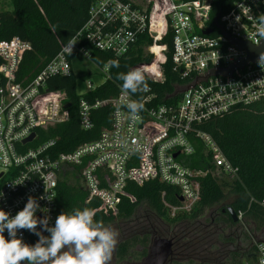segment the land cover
<instances>
[{"label": "built area", "instance_id": "obj_1", "mask_svg": "<svg viewBox=\"0 0 264 264\" xmlns=\"http://www.w3.org/2000/svg\"><path fill=\"white\" fill-rule=\"evenodd\" d=\"M212 3L94 0L81 29L34 76L21 77L19 73L31 45L18 37L0 42V192L4 194L0 210L11 218L32 197L40 206L37 218L47 216L49 226H53L57 186L66 182L87 194L86 203H98L94 213L116 218L123 200L136 202L128 190L130 184L142 187L156 181L174 190L176 204L161 193L163 209L174 218L190 213L199 203L200 179L208 172L217 178L237 179L238 168L226 160L200 126L235 106L264 100V58L226 76H205V82L195 83V77L245 58V52L231 46L224 36L258 46L264 38V0H233L232 7L216 17L211 16ZM206 29L211 32L205 35ZM168 37L169 49L162 44ZM140 41L151 58L130 70H140L150 90L137 98L119 88L115 96L89 105L84 95L99 84L87 80L84 91H76L80 129L90 130L89 112L104 105L110 108L109 127L93 141L67 153H55L56 141L43 140L42 135L68 120L64 109L67 95L60 90L49 91L47 80L74 76L73 59L77 55L90 61L92 50H97L123 57ZM168 54L171 72L184 85L175 101L165 103L158 101L151 85L165 82ZM95 68L94 74L102 83L109 78L108 62ZM131 101L143 105L136 120L130 119L126 108ZM31 135V141L24 143ZM197 147L210 168L190 166ZM236 217L242 224L243 214L238 212ZM4 235L7 239V232ZM17 238L30 246L38 240L28 230H19ZM242 264H264V240L254 241V257Z\"/></svg>", "mask_w": 264, "mask_h": 264}, {"label": "trees", "instance_id": "obj_2", "mask_svg": "<svg viewBox=\"0 0 264 264\" xmlns=\"http://www.w3.org/2000/svg\"><path fill=\"white\" fill-rule=\"evenodd\" d=\"M94 0H11V10L0 12V42L18 37L31 45L20 65V76H34L38 70L53 58L84 25L89 6ZM190 1V0H184ZM233 0H213L211 16H220L232 7ZM168 49L170 37L164 39ZM141 41L123 57H113L108 53L92 50L91 63L102 68L107 62L108 76L94 90L84 95L89 105L96 101H105L115 96L122 81L117 80L118 73H126L142 62H148L150 55L144 53ZM118 61L119 67H112L109 61ZM166 77L162 85H151L158 95L159 102H172L180 95L184 83L176 73L171 72L170 55L164 65ZM49 91H64L67 95L68 120L50 129L44 139H54L55 153H67L77 146L98 138L100 132L109 127L110 108L106 105L93 108L89 112L93 127L82 130L79 126L78 97L76 96V80L74 76L51 77L46 82ZM179 93V94H178ZM178 94V95H177ZM177 95V96H176ZM137 98L142 93L133 95ZM200 129L207 133L220 149L226 160L238 168V177L229 186L220 182L208 172L200 179V200L188 214H179L170 218L161 203V193L165 199L176 204L174 190L156 181L148 182L142 187L132 184L128 190L135 196L136 202L131 204L123 200L116 218L136 223V210L145 205L154 220H169L168 233L172 246V257L169 264H242L254 257V241L262 240L256 234L264 236V100L247 106H235L225 115L211 119L202 124ZM192 168L206 170L210 168L205 161L200 147H197ZM232 200L218 210L217 216L209 217L208 224L200 221L205 210L222 203L227 198ZM87 194L78 186L60 182L57 186L55 219L62 213H71L74 209L98 208L97 202L86 203ZM230 207L235 214H243V222H233L228 212L221 213ZM148 216V215H146ZM144 216L149 226L150 218ZM115 217L94 213V220L102 226L113 222ZM213 224H210L211 221ZM137 224V223H136ZM135 226L137 227V225ZM251 225L252 228H248ZM145 226V227H146ZM151 234H139L125 238L117 244L116 261L132 258L139 259L146 255ZM164 236H160L162 238ZM264 238V237H263ZM142 249L137 254L133 247Z\"/></svg>", "mask_w": 264, "mask_h": 264}, {"label": "clouds", "instance_id": "obj_3", "mask_svg": "<svg viewBox=\"0 0 264 264\" xmlns=\"http://www.w3.org/2000/svg\"><path fill=\"white\" fill-rule=\"evenodd\" d=\"M109 63L112 67H119L118 61ZM116 78L122 81L120 87L126 95L150 90L140 70L118 73ZM126 108L130 119L136 120L143 105L131 101ZM3 196L0 192V199ZM39 209L36 199L29 197L23 210L11 218L0 210V264H110L117 233L95 221L92 210L84 208L62 213L54 225L49 226L47 216L37 218ZM19 230L33 233L38 237L37 242L31 246L23 243L17 238ZM43 232L48 235H43Z\"/></svg>", "mask_w": 264, "mask_h": 264}, {"label": "rangeland", "instance_id": "obj_4", "mask_svg": "<svg viewBox=\"0 0 264 264\" xmlns=\"http://www.w3.org/2000/svg\"><path fill=\"white\" fill-rule=\"evenodd\" d=\"M7 10H11V0H0V12H4V11H7ZM144 53L149 55L148 53V50H146L144 48ZM75 66L77 67V70H78V78H76V91L78 93H81L84 91V82L89 79L91 80L94 84H97L101 81V77H99L98 75L94 74L95 72V69L94 66L85 63V59H83V57L80 59V58H76L75 59ZM218 180L220 182L224 181L227 183V187H224L223 190L225 193H227L229 190V186L232 185L233 183V179L229 178V177H224V176H219L218 177ZM232 200V197H229L227 198L225 201H223L222 203H219V204H216L215 206H213L212 208L210 209H207L205 210L204 212V215L200 218V221L208 224V220L209 217H214V216H217L218 214V210L223 207V206H226L227 204H229ZM136 217H137V220H136V223L134 222H131L130 220H123L122 218H116L113 222L105 225L104 227H108L112 230H114L116 233H117V243L118 244L119 242H121L123 239H125L126 237L129 238L130 236V231H138L139 227L141 226H146L147 224L144 222V219L143 217L146 216L148 218H150L151 220H148L149 223L153 226H155L156 228H159V230L162 232L163 230V223H162V220L163 222L165 223H169V220L166 219V218H163L162 220H157L155 219L154 220V217L151 216V214H149L146 210V207L145 205H141L138 207V209L136 210ZM138 225V227L135 226ZM249 229L252 228L251 225H249L248 227ZM263 232H258L256 234V236L260 239H262L264 236H262ZM137 246L133 247L132 251L134 253H138L137 250ZM140 259L138 256L134 255L132 256V259L130 261V263H134L136 264L137 262H139Z\"/></svg>", "mask_w": 264, "mask_h": 264}, {"label": "water", "instance_id": "obj_5", "mask_svg": "<svg viewBox=\"0 0 264 264\" xmlns=\"http://www.w3.org/2000/svg\"><path fill=\"white\" fill-rule=\"evenodd\" d=\"M211 32L210 29H206L203 31V34H209ZM224 39H229L230 45L242 50L245 52V58H239L230 64L228 67L211 71V73H207L198 77H195V83L198 81L205 82V76H221V75H229L233 72H236L248 65H251L261 59L264 58V38L259 40L258 46H252L249 42H241L235 39H231L224 36ZM70 106L69 103L64 105V109H68ZM33 138L31 135L24 143L30 142ZM228 212L233 222H237V217L234 211L228 207L226 210L222 211ZM172 256V242L171 240L160 238V237H152L150 239L149 245L146 250V255L136 264H167L171 260ZM128 261H126V264ZM110 264H121L118 263L115 257H111Z\"/></svg>", "mask_w": 264, "mask_h": 264}, {"label": "flooded vegetation", "instance_id": "obj_6", "mask_svg": "<svg viewBox=\"0 0 264 264\" xmlns=\"http://www.w3.org/2000/svg\"><path fill=\"white\" fill-rule=\"evenodd\" d=\"M223 210H221V213H223L222 212ZM161 220V219H160ZM162 223H163V230H162V232L159 230V228H156L155 226H153V225H149V226H141V227H139L138 229V231H130L129 233H130V236H129V238L130 237H132V236H135V235H137V234H139L140 236L142 235V234H145V233H149V234H151V236L152 237H160V236H164V237H162V238H165V239H169V237H170V234L168 233V229L170 228V226L167 224V223H165V222H163V220H162ZM214 223V221L212 220L211 222H210V224H213ZM137 227H138V225H137ZM151 237V238H152ZM150 238V239H151ZM172 246H173V244H172ZM116 247H117V244L115 245V247H114V249H113V251H112V254H111V257H115V259H116V256H115V254H116ZM136 251H138V252H141L142 251V249L141 248H137V250ZM172 257V256H171ZM131 259L132 258H128L127 260H124V261H121V262H119V263H121V264H126V261H128V263L127 264H134V263H130V261H131ZM142 259V258H141ZM140 259V260H141ZM170 262V261H169ZM169 262L167 263V264H169ZM23 264V263H22Z\"/></svg>", "mask_w": 264, "mask_h": 264}, {"label": "crops", "instance_id": "obj_7", "mask_svg": "<svg viewBox=\"0 0 264 264\" xmlns=\"http://www.w3.org/2000/svg\"><path fill=\"white\" fill-rule=\"evenodd\" d=\"M76 58H80V59H81L82 56L77 55V56H75L74 59H73V71H74V77H75V80H76V78H78V70H77V67L75 66V62H74ZM83 59H84V58H83ZM87 62H88V64L94 66V65L91 63V61H86V60H85V63H86V64H87ZM94 68H95V66H94ZM87 80H89V79H87ZM87 80H86V81H87ZM86 81H85V82H86ZM85 82H84V83H85ZM97 84L101 85V84H102V81H100V82L97 83ZM262 240H264V238H262ZM246 261H249V260H246ZM243 262H245V261H243Z\"/></svg>", "mask_w": 264, "mask_h": 264}]
</instances>
